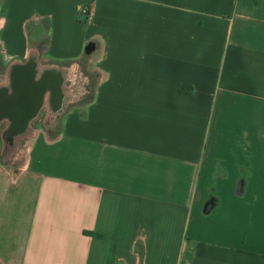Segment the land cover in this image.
Listing matches in <instances>:
<instances>
[{
    "label": "crops",
    "instance_id": "crops-1",
    "mask_svg": "<svg viewBox=\"0 0 264 264\" xmlns=\"http://www.w3.org/2000/svg\"><path fill=\"white\" fill-rule=\"evenodd\" d=\"M39 4L0 6L25 29L0 71L35 52L86 84L18 168L0 128V264H264V0Z\"/></svg>",
    "mask_w": 264,
    "mask_h": 264
},
{
    "label": "flooded vegetation",
    "instance_id": "flooded-vegetation-1",
    "mask_svg": "<svg viewBox=\"0 0 264 264\" xmlns=\"http://www.w3.org/2000/svg\"><path fill=\"white\" fill-rule=\"evenodd\" d=\"M36 61L35 56L30 55L29 62L33 64L36 63ZM32 73L33 72L25 68L24 65L14 64L0 74V95L4 97V99L0 101V117L3 119L0 128L3 127L2 132L6 135L11 136L12 134L20 133L24 137L31 132L30 124L32 122L29 125L18 127L13 131H10L6 127V122L11 123L16 121L22 124L25 121L27 122L30 118V108L28 105L31 106L30 103H33V99L30 98H34L32 96H34L33 87L35 86L32 79L34 74ZM37 74L39 78L45 74L49 77L48 87L44 88L41 85V93L44 102L41 104L42 109L46 110L43 120L45 126L51 128L57 120L62 106L64 104H71L63 103V97L66 98L65 100L67 102L70 101L77 92L76 88L80 81L71 69L64 70L48 66L47 69L41 68ZM26 97H28L30 101H24ZM14 109H16V112ZM42 111L43 110H41V112ZM39 116L36 121H39ZM4 143L3 154L6 156L10 151V146L7 140H5Z\"/></svg>",
    "mask_w": 264,
    "mask_h": 264
},
{
    "label": "rangeland",
    "instance_id": "rangeland-1",
    "mask_svg": "<svg viewBox=\"0 0 264 264\" xmlns=\"http://www.w3.org/2000/svg\"><path fill=\"white\" fill-rule=\"evenodd\" d=\"M70 2V1H69ZM5 4V6L7 7L6 9L9 10L10 13V17H14V16H19L20 18L24 15H28L31 12H33L34 10L38 11V8L40 7L39 4V0H0V6L2 4ZM63 5L67 6V0H63ZM85 10V8H84ZM6 12V10L4 11V13ZM60 15V14H59ZM79 17H81L83 20V15H79ZM0 18H2V15H0ZM18 18V19H20ZM16 22L13 24L14 21L11 20L10 25L5 28L4 31H2L0 33V58L3 61V64L8 65L11 62V59L9 60V56H11L13 53H17L19 52V50H22L23 48V41H22V32L25 30L23 29V27H20V20H15ZM13 24V25H12ZM64 30V31H63ZM57 29V28H48V33H46L45 35L47 36H51L53 34L58 33L63 34V32H68L69 28L68 27H64V29ZM25 32V31H24ZM27 32V30H26ZM42 32V29H36L31 36H29V42L33 41L35 39V37ZM44 32V30H43ZM21 33V34H20ZM56 34V36L59 37V35ZM45 41V40H43ZM3 46L5 47L6 51L5 53L2 52V48ZM40 52L43 51V47L40 46L39 47ZM58 48V47H57ZM56 51H59L58 49H54L53 51H51V53H45L44 56L47 57L48 59H52L55 62H64V61H68V60H72V59H56L54 56L56 54ZM14 60V59H12ZM48 63H52V62H48ZM1 71L3 72V70L1 69ZM0 71V74L2 73ZM34 126V125H33ZM36 127H39L38 124H35ZM25 148H26V140L24 141H20L18 143V148L15 151L14 156L12 157V159L5 161L6 163H8L10 166H13L15 168H18V166L21 165V163L23 162L24 159V155H25ZM0 157H1V140H0ZM0 166H2V168L6 169V170H10L9 167L4 166L1 164L0 162Z\"/></svg>",
    "mask_w": 264,
    "mask_h": 264
},
{
    "label": "water",
    "instance_id": "water-1",
    "mask_svg": "<svg viewBox=\"0 0 264 264\" xmlns=\"http://www.w3.org/2000/svg\"><path fill=\"white\" fill-rule=\"evenodd\" d=\"M87 51V50H86ZM30 55H35V52H31ZM14 64H21V65H24L25 68H28L31 72H33L32 74H34L32 76V79L34 81V98H30V99H33V103H30L31 106L28 105V107L30 108V118L27 120V122L25 121L24 123L20 124L19 122L17 123L16 121L14 122H6L7 123V128L10 130V131H13V130H16L18 127H21V126H26V125H29L31 122H35L39 116V113L40 111L42 110V104L41 103H44L43 102V98H42V93H41V85L44 87V88H47L48 87V76L45 74H43L44 76L42 77H38L37 73L39 72V70L42 68V69H47L48 66H39L38 64L36 63H30L29 62V58L27 59L26 63H13ZM50 67V66H49ZM64 81V80H63ZM62 81V82H63ZM80 89L83 88V86L86 84V80L85 78H82L80 80ZM84 92L83 91H80L79 92V95L81 96V94H83ZM4 99V97H2L0 95V101H2ZM66 98L63 97L62 99V102L63 103H69V101L67 102L65 100ZM30 101L28 97H26L24 99V101ZM28 104V103H26ZM67 107L66 104H64L62 106V109L60 110V114L65 110V108ZM15 112H16V109H14ZM3 122V119H1L0 117V125L1 123ZM3 136H4V140H7L8 143H9V146H10V149H14L17 144L22 140L23 136L20 134V133H15V134H12L11 136L9 135H6L3 133ZM220 203H219V199L218 197H216L214 195V192L213 191H208V194H207V197L204 201V203L202 204V207L200 209V215L202 218L206 219L208 218L214 211H216L219 207Z\"/></svg>",
    "mask_w": 264,
    "mask_h": 264
},
{
    "label": "trees",
    "instance_id": "trees-1",
    "mask_svg": "<svg viewBox=\"0 0 264 264\" xmlns=\"http://www.w3.org/2000/svg\"><path fill=\"white\" fill-rule=\"evenodd\" d=\"M86 9L87 10V8L86 7H82L81 9ZM78 15H81L80 13H78ZM87 17V13L85 14V15H83V18L85 19ZM183 84H180L179 85V87H178V92L181 94V93H183ZM189 95L191 94V91H189V93H188Z\"/></svg>",
    "mask_w": 264,
    "mask_h": 264
},
{
    "label": "built area",
    "instance_id": "built-area-1",
    "mask_svg": "<svg viewBox=\"0 0 264 264\" xmlns=\"http://www.w3.org/2000/svg\"><path fill=\"white\" fill-rule=\"evenodd\" d=\"M79 13L81 14V15H85L86 13H87V10L85 9H80L79 10Z\"/></svg>",
    "mask_w": 264,
    "mask_h": 264
}]
</instances>
